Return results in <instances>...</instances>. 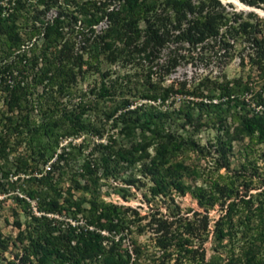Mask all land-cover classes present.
<instances>
[{
  "label": "trees",
  "instance_id": "1",
  "mask_svg": "<svg viewBox=\"0 0 264 264\" xmlns=\"http://www.w3.org/2000/svg\"><path fill=\"white\" fill-rule=\"evenodd\" d=\"M239 1L245 3L242 5L264 9L260 5L264 0ZM63 18L64 13L59 10L47 21L33 19L26 39L13 19L2 15L0 7V99H3L0 150L15 154L14 164L22 168L33 183L23 189L24 195L36 200V211H28L29 224L18 232L20 242L25 240L23 251L8 264H128L130 255L122 246V240L130 222L135 228L145 226L151 230L153 244L160 250L157 258L172 259L173 264L184 259L201 261L204 249L195 247L193 239L207 234L206 212L215 204L219 206V214L213 221V240L216 246L224 247L222 240L227 239V250L235 246L238 253L235 256L231 253L225 261L219 253L211 254L204 264H264V85L252 93V107L248 108L243 100L238 101L241 111L235 113L236 123L230 130L223 128L215 134L212 143L201 146L163 129L161 112L154 106L137 107L138 113L133 116L118 112V106L126 107L128 99L120 97L115 101L101 76L94 98L112 101L102 111L103 118L121 121V133L127 135H133V129L137 128L140 138L128 145L121 142L116 147L108 142H96L91 149H98V158L94 157L92 162L84 158L79 168L70 174L62 171V167L79 144H72L69 139L59 145L62 137L71 138L90 131L89 119L84 116L88 102L83 93L72 91L71 86L77 74L88 66L83 53L91 44L93 25L102 18L106 23L100 33L94 35L95 48L109 63L126 54L141 55L150 63L159 47L169 40L184 42L190 49H196L187 53L191 58H201L205 53L217 58L229 57L232 44L241 39L248 43L245 55L263 71L264 46L256 37L254 24L240 18V14L228 15L219 0H84L74 5L68 37L62 32ZM140 21L143 27H139ZM34 35L40 36V43L35 38L30 40ZM170 53L168 68L174 66L179 55L176 48ZM239 58L243 61V56ZM166 70L167 67L164 72ZM149 88L151 91L143 98L151 101H163L170 89L159 87L156 82L150 83ZM220 88L221 97L226 98L237 91L235 86ZM194 105L205 116L211 113L221 120L218 104L199 101ZM184 116L192 127L200 125L189 112ZM243 137L247 139L246 147L257 146V156L244 157L230 167L229 143ZM21 144L23 148L18 151ZM183 150L217 154L212 161L211 171L215 175L209 186H197L190 191L197 205L203 208L204 214L199 217H179L173 212L163 214L154 208L141 216L134 213L135 218L129 221L125 214L131 211L128 207L120 209L111 203H98L90 196L87 208L83 209L79 200L71 199L70 190H89L96 184L97 169L101 176H113L119 168L139 162L140 172L151 181L146 188L150 198L172 200V193L184 194L186 189L178 180L182 167L174 161V156ZM27 161L30 165H26ZM118 162L124 165L121 167ZM220 169L223 173H218ZM63 174L68 176L65 178L67 186L62 189L59 183ZM80 179L88 184L80 183ZM126 182L132 184L134 180L129 178ZM19 200L29 207L25 199ZM73 210L85 212L83 226L75 223ZM61 217L68 221L61 223ZM133 248L138 258V250Z\"/></svg>",
  "mask_w": 264,
  "mask_h": 264
},
{
  "label": "rangeland",
  "instance_id": "2",
  "mask_svg": "<svg viewBox=\"0 0 264 264\" xmlns=\"http://www.w3.org/2000/svg\"><path fill=\"white\" fill-rule=\"evenodd\" d=\"M83 1L0 0V7L2 15H8L9 19H13L19 32L26 39L28 38V25L33 19L36 18L38 21L44 22L54 17L59 10H62L64 13L62 32L64 37H68L70 23L73 24L74 5ZM219 3L228 15L234 12L240 14V18H246L253 23L256 37L260 39L264 46V9L262 7L252 6L256 11L253 13L244 10L248 6L242 5L245 3L239 0H219ZM260 5L264 6V3ZM249 13L253 15L247 17L246 15ZM105 23V19L102 18L93 25L94 31L90 34L89 39L91 44L85 48L83 53V59L88 66H85L84 70L77 74L75 83L71 86L72 91L83 93V98L88 102L87 112L84 116L89 119L88 127L90 131H83L79 136L71 138L62 137L59 140V145H64L69 139H71L72 144H79V148L73 149L74 151L67 159L66 166L62 167V171L67 174L78 169L84 158L89 162H92L94 157L98 158V149H91L98 141L108 142L112 147H116L121 142L128 145L132 140L140 138L137 128L133 129V135H127L121 133L123 129L121 121L115 119L105 120L103 118L102 111H105L112 101L94 98L101 76L116 98L115 101H118L117 99H120V97L128 99L126 107H123V105L118 106V112L133 116L138 113L135 110L137 107L154 106L161 112L160 126L163 129L169 130L175 135L192 139L201 146L212 143L215 134L222 131L223 128L229 127L230 130V127L236 123L233 120L235 113L241 111L237 104L238 101L243 100L248 103V108L252 107L253 101L250 100L252 93L264 85V70L259 71L252 64L250 56L245 55L248 50L246 46L248 43L241 39L234 41L231 47L232 54L229 57L220 56L217 58L205 53L201 58L195 56L196 54L195 57L191 58L187 53L196 51V49H190L184 42H171L169 40L159 47L157 54L150 63L144 60L141 55L135 54H126L123 58L109 63L104 59V54L95 48L96 39L94 35L100 33V29L105 27ZM76 24L78 23L76 22ZM138 25L143 27V22L140 21ZM34 38L37 43H40V36L36 37L34 35L30 40L32 41ZM175 48L179 55L174 60V66L168 68L171 62H168L167 59L172 56L169 52ZM241 56H243V61H240L239 57ZM166 67L167 70L164 72ZM152 82H156L159 87L168 86L170 88L167 97L163 101H151L143 98L145 93L151 91L149 85ZM225 85L227 87L235 86L234 89H237L235 94L228 98L221 97L220 86ZM245 86L248 88L243 89ZM160 90L157 89L158 92ZM199 101L218 104L221 111V120L215 119L211 113L205 116L204 112L194 105ZM255 108L258 109L259 106ZM0 109H3V99H0ZM185 112H189L197 118L200 125L192 127L187 124L184 116ZM225 137L223 135V139ZM246 142L247 139L243 137L229 143L230 167H234L244 157L252 159L257 156V146L246 147ZM22 148V144L19 145L18 151H21ZM202 153L198 152L196 154L192 150H183L174 156V161H177L182 167L181 172L179 171L178 180L186 189L184 194L172 193V200L167 197L150 198L146 188L151 181L146 174L140 172L139 162L126 166L124 169L119 168L113 176H101L100 170L97 169L96 172L99 177L96 184L92 185L89 190H70L71 199L73 201L79 200L80 207L83 209L87 208L90 196L94 197L98 203H111L120 209L128 207L131 211H126L125 214L129 221L135 218L134 213L141 216L154 208H157L163 214L173 212L179 217H199L204 214L203 208L197 205L190 191L197 186H209L212 177L215 175V172L211 171L212 161L217 156L212 151L206 154L203 150ZM14 157L15 154L7 152L6 149L0 150V241H2L0 243H3L0 244L3 245L0 246V264L15 261V255L19 256L22 253L25 240L20 242L21 236L18 235V232L25 229V226L29 224L28 211L31 210L33 213L36 211V200H29L23 191L33 183H30L31 181L26 178L21 170L22 168L20 169L14 164ZM26 165H30L29 161ZM118 165L122 167L124 163L118 162ZM37 166L42 167L39 164ZM223 171V169H220L218 173H223ZM4 173H6L5 177H3ZM67 174H63L59 183L62 189L67 186V180L65 179L68 176ZM129 178L134 180L132 184L126 182V179ZM79 181L88 184L83 179ZM19 198L25 199L29 203V207H26ZM218 208V204H215L206 212L207 234L205 236L200 234L199 237L193 239L195 247L200 248L201 246L204 249L203 260L189 261L184 259L182 262L178 261L174 264H204L209 255L217 253L224 261L231 253L233 256L237 255L238 250L235 246L230 248L231 251L227 250L229 249L227 239L222 240L224 247L216 246V242L213 240V221L219 214ZM73 212H76V210H73ZM84 214V211L74 213V218L77 221L75 223L83 226ZM60 221L64 223L68 219L61 217ZM140 222L144 223L145 220H140ZM134 225L132 222L129 223V231L127 230L122 240V246L130 255L128 264H173L172 259L166 261L164 257L162 259L157 258L160 256V250L153 244L151 230L145 226L143 229L135 228ZM134 246L138 250V258H135Z\"/></svg>",
  "mask_w": 264,
  "mask_h": 264
},
{
  "label": "bare ground",
  "instance_id": "3",
  "mask_svg": "<svg viewBox=\"0 0 264 264\" xmlns=\"http://www.w3.org/2000/svg\"><path fill=\"white\" fill-rule=\"evenodd\" d=\"M237 3V2H236ZM253 7H255V6H253ZM241 9H243V8H241ZM244 10H249V11H253V12H256L255 10H254V8H252V6H248V8H245Z\"/></svg>",
  "mask_w": 264,
  "mask_h": 264
},
{
  "label": "water",
  "instance_id": "4",
  "mask_svg": "<svg viewBox=\"0 0 264 264\" xmlns=\"http://www.w3.org/2000/svg\"><path fill=\"white\" fill-rule=\"evenodd\" d=\"M247 11H249V10H247ZM253 12V11H252Z\"/></svg>",
  "mask_w": 264,
  "mask_h": 264
}]
</instances>
